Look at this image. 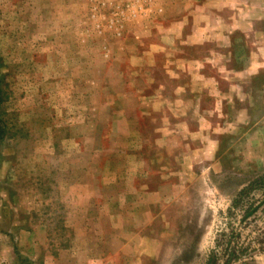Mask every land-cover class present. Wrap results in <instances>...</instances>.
Wrapping results in <instances>:
<instances>
[{
  "label": "rangeland",
  "instance_id": "1",
  "mask_svg": "<svg viewBox=\"0 0 264 264\" xmlns=\"http://www.w3.org/2000/svg\"><path fill=\"white\" fill-rule=\"evenodd\" d=\"M0 89V264H264V0H0Z\"/></svg>",
  "mask_w": 264,
  "mask_h": 264
},
{
  "label": "trees",
  "instance_id": "2",
  "mask_svg": "<svg viewBox=\"0 0 264 264\" xmlns=\"http://www.w3.org/2000/svg\"><path fill=\"white\" fill-rule=\"evenodd\" d=\"M2 95H3V91L0 89V102L2 101V100H1ZM1 103H2V102H1ZM1 103H0V104H1ZM0 130H1V129H0ZM2 134H3V133L0 132V135H2ZM0 138H2V137H0ZM246 215H247V214H246ZM246 215H245V216H246ZM214 262H215L214 257H211L209 264H214Z\"/></svg>",
  "mask_w": 264,
  "mask_h": 264
},
{
  "label": "crops",
  "instance_id": "3",
  "mask_svg": "<svg viewBox=\"0 0 264 264\" xmlns=\"http://www.w3.org/2000/svg\"><path fill=\"white\" fill-rule=\"evenodd\" d=\"M261 71V68H260V66H259V72Z\"/></svg>",
  "mask_w": 264,
  "mask_h": 264
}]
</instances>
